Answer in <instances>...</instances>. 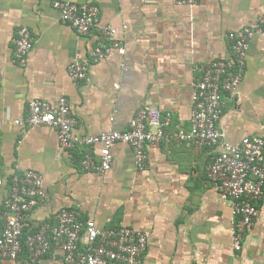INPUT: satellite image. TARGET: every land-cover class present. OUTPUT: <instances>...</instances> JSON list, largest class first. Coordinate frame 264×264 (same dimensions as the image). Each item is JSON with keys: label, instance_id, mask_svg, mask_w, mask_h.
<instances>
[{"label": "crops", "instance_id": "0c3cea01", "mask_svg": "<svg viewBox=\"0 0 264 264\" xmlns=\"http://www.w3.org/2000/svg\"><path fill=\"white\" fill-rule=\"evenodd\" d=\"M53 1L0 0V235L12 175L34 169L43 176L45 197L27 218V234L54 223L61 209H74L101 227L125 224L145 231L149 244L140 264H264V196L241 248H234L232 202L221 198L207 173L220 147L164 139L149 147L148 164L139 169L134 149L120 142L112 168L101 174L81 165L90 148L65 149L55 128L15 123L27 116L31 99L66 96L79 134L128 129L145 105L169 114L171 131L188 129L192 84L200 75L196 65L230 57V34L253 26L264 0H72L101 8L89 35L63 23ZM108 24L120 28L125 54L114 50L93 62L99 29ZM22 26L35 38L24 65L15 60L13 43ZM76 58L90 60L82 80L68 73ZM218 128L232 144L264 137V35L250 41L243 80L236 92L225 94ZM86 239L83 234L81 246ZM0 264L32 262L23 251L15 260L0 257ZM40 264L69 263L54 247Z\"/></svg>", "mask_w": 264, "mask_h": 264}, {"label": "built area", "instance_id": "2783aa9c", "mask_svg": "<svg viewBox=\"0 0 264 264\" xmlns=\"http://www.w3.org/2000/svg\"><path fill=\"white\" fill-rule=\"evenodd\" d=\"M195 5L198 0H178ZM63 23L78 33L89 35L100 19L101 8L89 2L54 0ZM127 28V25L123 27ZM100 40L92 51V61L106 59L114 50L125 54L120 28L111 24L100 27ZM256 34L264 35V12L253 26L232 32V55L196 65L200 75L192 84L191 125L188 129L171 131L169 114L153 106L141 107L125 130L110 129L99 134H79L77 118L73 115L66 96L56 101L33 98L28 114L18 118L19 126L47 125L56 129L60 144L69 149L83 146L88 149L81 160L85 170L101 174L112 168L114 148L120 142L128 143L135 152L139 169L149 160L148 149L162 140L176 139L194 144L198 148H216L220 151L207 168L208 177L222 199L232 202L234 221L231 228L233 247L240 249L245 232L259 216V203L264 196V137L246 136L238 144L223 141L218 123L222 115L224 96L234 93L243 80L250 41ZM34 35L28 26H22L13 39L15 60L24 65L34 45ZM90 60L76 58L68 66L73 80H82L89 72ZM125 66V64H123ZM1 123V120H0ZM98 146V153L92 147ZM45 197L44 179L34 169L15 172L10 180L4 201L5 225L0 235V257L18 259L26 251L32 264L41 260L54 248H60L69 264H140L147 251L149 238L143 230L128 225L101 227L93 219H82L74 209H61L54 223H44L38 231L23 232L30 212ZM83 234L87 239L81 246Z\"/></svg>", "mask_w": 264, "mask_h": 264}, {"label": "trees", "instance_id": "16d2710c", "mask_svg": "<svg viewBox=\"0 0 264 264\" xmlns=\"http://www.w3.org/2000/svg\"><path fill=\"white\" fill-rule=\"evenodd\" d=\"M31 233H33V232H31ZM26 236H27V233H26V231L24 230V232H23V241H24V239L26 238Z\"/></svg>", "mask_w": 264, "mask_h": 264}]
</instances>
